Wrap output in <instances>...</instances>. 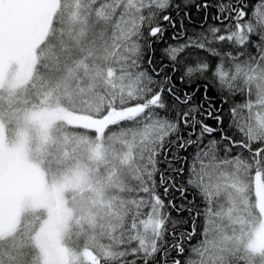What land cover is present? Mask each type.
Returning <instances> with one entry per match:
<instances>
[{"label":"snow or ice","instance_id":"6c2138e0","mask_svg":"<svg viewBox=\"0 0 264 264\" xmlns=\"http://www.w3.org/2000/svg\"><path fill=\"white\" fill-rule=\"evenodd\" d=\"M0 264H264V0H0Z\"/></svg>","mask_w":264,"mask_h":264},{"label":"trees","instance_id":"16d2710c","mask_svg":"<svg viewBox=\"0 0 264 264\" xmlns=\"http://www.w3.org/2000/svg\"><path fill=\"white\" fill-rule=\"evenodd\" d=\"M161 47H163V45H161ZM205 85L209 89L208 95L213 98L215 103H219V97H218V95H217V93L215 91L214 85L212 84V82L210 80L207 81V82L199 81L196 84L192 85V88L199 87L201 89V92L197 94L198 98L203 96V88L205 87ZM189 90H191V89H189Z\"/></svg>","mask_w":264,"mask_h":264}]
</instances>
